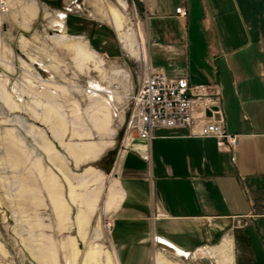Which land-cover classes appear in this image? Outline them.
Listing matches in <instances>:
<instances>
[{
    "label": "crops",
    "instance_id": "0c3cea01",
    "mask_svg": "<svg viewBox=\"0 0 264 264\" xmlns=\"http://www.w3.org/2000/svg\"><path fill=\"white\" fill-rule=\"evenodd\" d=\"M138 1L153 44L172 51L151 52L152 63L219 87L235 161L183 128L125 143L109 113H92L76 124L87 141L66 150L71 168H94L119 189L109 230L119 264H264V0Z\"/></svg>",
    "mask_w": 264,
    "mask_h": 264
},
{
    "label": "rangeland",
    "instance_id": "374dc122",
    "mask_svg": "<svg viewBox=\"0 0 264 264\" xmlns=\"http://www.w3.org/2000/svg\"><path fill=\"white\" fill-rule=\"evenodd\" d=\"M137 2L0 0V264H103L102 254L113 251L110 212L116 206L108 210L106 197L118 188L94 168L73 170L66 150L87 141L76 124L89 122L92 113L99 119L109 113L124 138L122 118L114 117L108 98L83 89L100 79L128 94L144 73L140 59L123 49L112 11L134 52L143 36L149 68L171 76L183 69L152 63L151 52L163 60L172 51L153 44L154 22ZM75 43L98 57L83 59Z\"/></svg>",
    "mask_w": 264,
    "mask_h": 264
},
{
    "label": "built area",
    "instance_id": "2783aa9c",
    "mask_svg": "<svg viewBox=\"0 0 264 264\" xmlns=\"http://www.w3.org/2000/svg\"><path fill=\"white\" fill-rule=\"evenodd\" d=\"M175 12L180 16L187 14L181 7ZM90 81L86 83L90 87L87 92L96 94L99 92L94 84L97 80H93L92 86ZM111 90L115 91V96L114 93L109 96L108 107L114 117L122 118L123 142L137 137L150 140L157 127L183 128L191 136L214 138L217 149L228 152L231 161H235L238 135L227 130L221 92L216 84L191 83L186 74L169 76L162 68L150 67L138 78L132 92L116 97L118 88L111 87ZM142 157L148 159V154H142ZM154 240L162 243L157 236Z\"/></svg>",
    "mask_w": 264,
    "mask_h": 264
},
{
    "label": "bare ground",
    "instance_id": "6f19581e",
    "mask_svg": "<svg viewBox=\"0 0 264 264\" xmlns=\"http://www.w3.org/2000/svg\"><path fill=\"white\" fill-rule=\"evenodd\" d=\"M64 15H61L60 17H58V21H57L59 27H62V28H64V26H63V22L60 19L64 18ZM112 16H113L112 17L113 26H114L116 32L118 33L119 41L121 42L123 49L128 54H130L132 56L133 55L137 56L140 59V61L142 62V65L144 67V72H148L149 71V64H148V61H147V52H146V49H145V46H144L143 36L140 35V37H139L140 40H139V45L137 47V51L135 50V52H134V46H133L132 41L130 39L129 32H127L128 30L125 29L124 23L121 21V18L118 16L117 13H115V11H112ZM61 39L65 40V41H75V40H79L80 37H68L66 35H62ZM74 45H75V49H77V51H75V52H78L77 55L83 57V59H88L89 60V58H91L94 61V59H96L98 57V54L94 50H92L88 45H85L84 43H83V45H82V43L81 44L80 43H75ZM152 68H154V67H152ZM116 74L119 75V78L121 80L125 79V77H126V75L122 74L120 71H117ZM93 80L94 79H92L90 81V85L91 86L93 85ZM94 84L97 86L99 92H97V93L95 92L96 94L88 93L87 89L90 88V87H88L86 85L83 88L85 94L88 95V96H93V97L96 96V95L99 96L100 94H102L105 98H108L107 101H105V103L108 105V103L110 102L109 96L111 95V97H112L113 93H114V96H115V91L112 92L111 87H114L116 89V86H110L109 83H107V85H106L100 79H97V81ZM116 93L118 94V95H116V97H120L121 94H119L117 90H116ZM129 142H130V140H129ZM129 142H127V143H129ZM119 200H120L119 189H115L113 194L108 195L106 197V208L109 210L110 206L115 207L118 204ZM226 241H228V240H226ZM102 255H103V258H102V263L103 264H119V262H118V260H117V258L115 256V254L113 253V251L107 250ZM91 256L95 257L94 254H91ZM222 263L224 264V262H222Z\"/></svg>",
    "mask_w": 264,
    "mask_h": 264
},
{
    "label": "trees",
    "instance_id": "16d2710c",
    "mask_svg": "<svg viewBox=\"0 0 264 264\" xmlns=\"http://www.w3.org/2000/svg\"><path fill=\"white\" fill-rule=\"evenodd\" d=\"M137 3H138V4H140V2H139V1H138Z\"/></svg>",
    "mask_w": 264,
    "mask_h": 264
}]
</instances>
